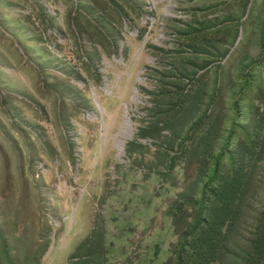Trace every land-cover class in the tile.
Returning a JSON list of instances; mask_svg holds the SVG:
<instances>
[{"label": "rangeland", "instance_id": "rangeland-1", "mask_svg": "<svg viewBox=\"0 0 264 264\" xmlns=\"http://www.w3.org/2000/svg\"><path fill=\"white\" fill-rule=\"evenodd\" d=\"M3 46L0 264H166L264 143V0H0Z\"/></svg>", "mask_w": 264, "mask_h": 264}, {"label": "trees", "instance_id": "trees-1", "mask_svg": "<svg viewBox=\"0 0 264 264\" xmlns=\"http://www.w3.org/2000/svg\"><path fill=\"white\" fill-rule=\"evenodd\" d=\"M246 130V125L243 126ZM237 143V159L233 157L223 174L218 175V154L214 155L215 166L209 173V180H216V187L209 188V181L203 191L210 196L200 199V214L193 230L175 244L166 264H262L264 262V198L259 210H250L248 194L256 185L253 184L255 164L260 153L255 154L256 146L263 147L260 132L254 127ZM226 136V135H225ZM222 139L227 141L228 137ZM251 137V138H250ZM250 138V139H249ZM222 145V144H221ZM217 146L218 148L221 146ZM261 145V146H260ZM235 146V147H236ZM227 145L218 153L225 154ZM244 152L254 155V161L248 166ZM261 152V151H260ZM249 167V168H248ZM230 168V170H229ZM247 174V175H246ZM249 198V200H248ZM210 200L209 204L205 202Z\"/></svg>", "mask_w": 264, "mask_h": 264}, {"label": "crops", "instance_id": "crops-1", "mask_svg": "<svg viewBox=\"0 0 264 264\" xmlns=\"http://www.w3.org/2000/svg\"><path fill=\"white\" fill-rule=\"evenodd\" d=\"M8 8H9V6H8ZM10 13H12L14 17L16 16V14L13 13V12H11V10L9 11V13H7V15L10 16ZM4 18H5V17H4ZM6 19H7V18H5V20H6ZM21 25L23 26L24 23L22 22ZM23 27H24V26H23ZM28 44L30 45V43H28ZM3 49H5L4 46H3L2 49L0 50V53H2V54H4V55H7V54H9V55H14V53H12V52H6V50H3ZM3 81L6 83L5 79H4ZM100 108H101V107H100ZM123 142H124L123 139H121V140L118 141V148H120L121 150H122ZM103 148H105V147H103Z\"/></svg>", "mask_w": 264, "mask_h": 264}]
</instances>
